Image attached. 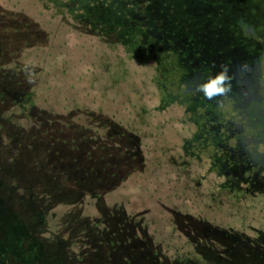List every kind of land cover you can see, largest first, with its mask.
<instances>
[{
    "label": "trees",
    "instance_id": "obj_1",
    "mask_svg": "<svg viewBox=\"0 0 264 264\" xmlns=\"http://www.w3.org/2000/svg\"><path fill=\"white\" fill-rule=\"evenodd\" d=\"M220 2L221 29L228 30L225 36H219L224 47L221 57L236 81L231 87L233 98L230 102L233 100V103H239V112H234L239 119L235 117L234 122L255 135L264 130V112L260 115L255 113L254 101L246 102V99L247 95L249 100L259 96L264 103V0H234L233 6L228 4V0ZM36 7L38 10L35 9V15L41 10ZM3 15L4 11H1L0 26ZM17 17L20 19V16ZM32 27L37 36L33 33L30 37L33 39L35 36L37 41L44 39L40 33V24L34 22ZM45 32L46 37L51 35ZM18 37L22 38L20 35L16 37L0 32V194H9L8 187L12 188L9 180L12 170L10 164L14 162L11 158L15 161L19 159L15 153L9 155L10 158L4 154V145L18 147L25 142L35 146L60 140L57 130H62L64 125L70 123V116L79 126L86 124L77 117L76 112H72L76 105L73 99L55 100L61 85L58 80L63 79L68 83H65L66 87L75 93L76 84L84 80V74L73 77L70 65L63 66L61 61L47 52L44 58L40 47L38 51L34 50L28 67L19 66L20 61L26 58V52L10 49L16 45ZM98 53H92V59L96 63L101 59ZM67 61L66 58L65 63ZM44 77L47 80L43 87L55 95L54 99L45 101L38 97L40 80ZM245 78L251 82L245 83ZM29 79L31 83L28 82ZM99 83L107 87L106 92L115 100L104 105V109H108L106 111L111 114L103 115L98 120L102 130L107 131L105 143L93 147L95 139L81 136V144L73 145L69 152L49 147L40 151L32 149L30 156L35 168L43 169L45 166L52 172L50 179L62 180L76 188V192L85 189L87 198H82L79 194H60L59 191L51 194L37 191L34 192V203L37 204L33 207L35 212L21 217L22 210L14 204L15 198L3 200L0 197L2 207L6 210L10 208L12 212L17 211L15 214L18 215L17 222L13 223H5V217H0V229L3 230L0 231V242L4 249V253L0 255V264H139L138 259L147 254L149 261L145 264H182L187 256L186 241L191 238L184 235L186 231L182 232L178 228L170 231L168 227L174 216L177 217L175 214L179 215L186 226H193L198 221L208 226L209 231L220 234V241H217L205 230L200 233L189 230L197 237L199 250L233 259L237 248L247 250L258 260L261 259L264 252H258L264 248V233L259 231V227L264 224V197H261L255 212L248 213L249 223L252 225H248L249 229H220L213 222L212 211L215 206L227 208L231 197L220 194V204H213L204 195H200L214 193L215 184L223 182L222 177H218L216 173L220 166L210 158L211 149H201L195 141H191L190 152L194 155L203 153L202 160H210L211 165L208 167L213 165L214 169L201 173L204 177L201 182L207 186L205 192L187 196L185 187L181 190L175 188L168 176L173 172L177 180V167L185 159L181 129H169L174 125L172 119L166 120L165 126L158 129L150 117L143 115L146 109L139 114L135 108H131L126 98L129 89L125 91L120 84L112 86L108 79ZM88 92L99 95L98 89ZM93 93L88 104L99 103ZM186 95L189 96L185 101L192 103L194 111L198 109L202 114L192 115L187 120L181 118L179 121L182 127L194 130L199 127L196 119H202L210 106H202V102L194 100L190 92ZM228 98L224 93L226 105ZM90 106L94 105H87L89 108ZM115 112L118 115H114ZM111 117L116 119L119 132H109ZM251 120L253 125L250 124ZM225 125V121L216 125L220 138L224 137L227 129ZM167 137L172 141L171 144L167 143V150L153 147L155 140L163 141ZM230 143L233 146V139H230ZM167 152L175 159V164L168 166L170 168L163 164ZM238 161L240 162V158ZM195 173L197 172L184 178L189 186L194 185L191 179ZM181 180L183 181V175ZM247 187H251L249 183L242 182L240 192L244 193L243 190ZM112 192L117 194H111ZM6 216L9 217L7 214ZM189 216L192 217L190 221L184 220ZM17 226L21 227L22 233L11 232ZM247 237L248 243H235V239ZM174 239L179 243L175 244ZM259 244L262 246L259 247Z\"/></svg>",
    "mask_w": 264,
    "mask_h": 264
},
{
    "label": "rangeland",
    "instance_id": "obj_2",
    "mask_svg": "<svg viewBox=\"0 0 264 264\" xmlns=\"http://www.w3.org/2000/svg\"><path fill=\"white\" fill-rule=\"evenodd\" d=\"M233 1L228 0V4L233 6ZM220 3V0H0V12L4 11L0 32L16 37L22 36V38L18 37L16 45L10 47L15 52H26V58L20 61L19 66L28 67L34 50L38 51L40 47V53L44 54V58L47 52L61 61L63 66L70 65V73L73 77L84 74V80L76 84L75 93L66 87L68 83L63 79L58 80L61 85L55 100L73 99L76 105L72 112H76L77 117L86 123L85 126H79L70 116V123L64 125L62 130H57V134L62 138L60 140L35 146L25 142L18 147L4 145L3 149H6L3 153L7 156L15 153L19 156L17 160L19 162L11 158V161H14L10 164L12 170L9 180L12 188L8 187L9 194H0V197L4 198L3 200L15 198L14 204L22 210L21 217L35 212L33 207L37 204L34 203L36 196L34 192L37 191L41 194L59 191L60 194H79L82 198H87L85 189L76 192V188L68 183L55 178L50 179L52 172L45 166L43 169L35 168L30 156L32 149L40 151L49 147L53 150L69 152L73 145L81 144V136L95 139L92 142L93 147L104 144L107 131L102 130L98 120H101L103 115L111 114L106 111L108 109H104V105L115 100L109 92H106L107 87L101 86L99 82L108 79L112 86L120 84L125 91L129 89L126 98L131 108H135L139 114L146 109L143 115L150 117L158 129L165 126V121L168 119L174 121V125L170 126L173 128L168 127L172 129L171 131L181 129L184 135L182 141L185 147V159L177 167L178 179L175 180L173 172L168 176L175 188L181 190L185 187L188 191L187 196L205 192L207 186L201 182L204 179L201 173L214 169L213 165L208 167L211 165L210 160L209 162L202 160L203 153L194 155L190 152L191 141H195L201 149H211L210 158L220 166L216 173L218 177H222L223 182L215 184L214 193L200 195H204L206 200L213 204H220L218 197L220 194L231 197L227 208L215 206L212 211L213 222L218 224L220 229L248 228L250 225L248 213L253 214L259 201L262 200L261 197H264V130L254 135L240 127L238 122H234L235 117L239 119L238 114H234L239 112V103L235 104L233 100L230 102L233 98L231 87L236 81L221 57L224 47L219 36H225L228 30L221 29ZM36 6L41 9L37 15L34 14ZM17 16H20V19ZM227 20L229 22L228 18ZM34 22L41 26L40 33L44 38L41 41H37L35 37L37 35L32 27ZM45 31L51 35L46 37ZM231 32L232 30L230 34ZM33 33L35 36L32 39L30 36ZM97 51L101 56L98 63L92 59V53ZM66 58L68 61L65 63ZM221 72L226 76L222 86L226 87L224 93L229 97L227 105L223 99L224 93L208 98L201 89V85ZM46 80V77L40 80L38 95L45 101L54 99L55 96L49 89L43 87ZM245 80L247 84L251 82L250 79L245 78ZM88 84H91V87H88ZM96 89H98V97L95 93L88 92ZM189 92L194 100L202 102V106H210L202 119H196L199 127L194 130L187 126L182 127L179 121L181 118L187 120L192 115L194 117L202 114L198 109L194 111L192 103L185 101ZM91 93L99 103L88 104L89 98L92 97ZM247 101H254L255 113L260 115L264 112V103L259 96L249 100L247 95ZM50 105L51 103L48 106ZM87 105L94 106L89 108ZM114 115L118 113L115 112ZM209 121L212 123H208ZM223 121L227 129L224 137L220 138L216 125ZM59 123L62 124L60 121ZM250 124L253 125L252 120ZM108 130L120 131L115 118L111 117ZM230 139H233V146ZM167 143H172L169 137L163 141L155 140L153 147L164 151L167 150ZM165 157L163 164L166 168L175 164V159L171 158L168 152ZM194 172H197L191 179L194 185L189 186L184 178H188ZM242 182H248L251 186L245 188L244 193L240 192ZM2 204L0 203V217H5L4 222H17L18 215L15 214L17 211L12 212L10 208L6 210ZM6 214L9 215L8 218ZM175 215L177 217L174 216L168 227L170 231L178 228L182 232L186 231L184 235L191 238L186 241L187 256L184 257L186 259L182 264H264V254L258 260L247 250L236 248L233 259L199 250L197 237L189 230L199 233L205 230L217 241H220V234L209 231L208 226L198 221L194 222L193 226H186L179 215ZM190 219L191 216L184 218L186 221ZM259 228L262 229L259 231L264 233V224ZM22 231L20 226L11 229L14 234ZM236 242L246 244L249 238L241 240L237 238ZM177 243L179 241H175V244ZM261 246L259 244V247ZM263 252L262 247L258 253ZM3 253L4 249L0 242V255ZM148 256L147 254L139 258V264L147 263Z\"/></svg>",
    "mask_w": 264,
    "mask_h": 264
},
{
    "label": "clouds",
    "instance_id": "obj_3",
    "mask_svg": "<svg viewBox=\"0 0 264 264\" xmlns=\"http://www.w3.org/2000/svg\"><path fill=\"white\" fill-rule=\"evenodd\" d=\"M226 79L223 72L215 76V78L209 79L206 83L201 85V89L204 95L208 98H212L216 94H222L225 92V88L222 86V82ZM31 83V79L28 80Z\"/></svg>",
    "mask_w": 264,
    "mask_h": 264
}]
</instances>
